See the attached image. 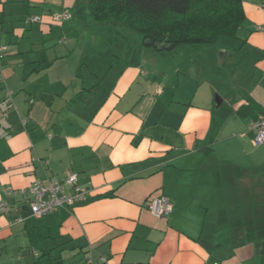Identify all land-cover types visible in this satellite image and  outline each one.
Wrapping results in <instances>:
<instances>
[{
    "label": "crops",
    "instance_id": "1",
    "mask_svg": "<svg viewBox=\"0 0 264 264\" xmlns=\"http://www.w3.org/2000/svg\"><path fill=\"white\" fill-rule=\"evenodd\" d=\"M79 2L0 0V264H257L264 144L239 109L264 110V0L236 37L160 51ZM70 171L89 200L32 216L19 191Z\"/></svg>",
    "mask_w": 264,
    "mask_h": 264
},
{
    "label": "trees",
    "instance_id": "2",
    "mask_svg": "<svg viewBox=\"0 0 264 264\" xmlns=\"http://www.w3.org/2000/svg\"><path fill=\"white\" fill-rule=\"evenodd\" d=\"M79 3L87 5L95 24L122 28L157 51L182 44H216L222 36L236 37L247 20L243 0H80ZM239 111L252 120L264 114L250 99ZM261 187L257 218L252 217V212L245 216L257 224L260 221L264 234V178Z\"/></svg>",
    "mask_w": 264,
    "mask_h": 264
},
{
    "label": "built area",
    "instance_id": "3",
    "mask_svg": "<svg viewBox=\"0 0 264 264\" xmlns=\"http://www.w3.org/2000/svg\"><path fill=\"white\" fill-rule=\"evenodd\" d=\"M73 17L68 10L55 12L52 19L55 22H65ZM40 15L33 14L27 18V22H41ZM9 46L0 44V63L5 58ZM249 131L252 132V142L255 146L264 144V114L259 115L256 120H252L249 125ZM44 163H48L45 160ZM80 174L76 171H70L63 177L53 176L47 183L41 180H35L29 187L19 191L27 201L31 215L34 217H43L54 213L60 208H72L89 200L91 189L89 186L80 183ZM17 191L9 189L8 194L15 195ZM149 208L153 215L157 217L169 216L175 208L173 200L167 195L154 197L149 202ZM0 210L4 214L11 212L9 201L0 203ZM22 221L23 217H19Z\"/></svg>",
    "mask_w": 264,
    "mask_h": 264
},
{
    "label": "rangeland",
    "instance_id": "4",
    "mask_svg": "<svg viewBox=\"0 0 264 264\" xmlns=\"http://www.w3.org/2000/svg\"><path fill=\"white\" fill-rule=\"evenodd\" d=\"M89 39H91V37H89ZM223 41H231V43H237V39L229 38V37H224L223 40H222V42H223ZM201 60H202L201 56H198V57H197V61H198V62H201ZM252 137H253V136H252ZM259 171H260V172H258L256 175H257V176L262 175L261 177L264 178V173H263V172H264V169H260ZM262 178H261V179H262ZM230 214H232V216H234L236 213H230ZM242 246H243V245H242ZM260 260H261V261L263 262V264H264V255H261L260 257H259V256H258V257L255 256L254 263L261 264V263H260ZM247 263H248V264H253L252 261L245 262L244 264H247Z\"/></svg>",
    "mask_w": 264,
    "mask_h": 264
}]
</instances>
